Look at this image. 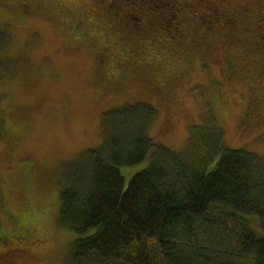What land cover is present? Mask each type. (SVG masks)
I'll return each instance as SVG.
<instances>
[{"label":"rangeland","instance_id":"374dc122","mask_svg":"<svg viewBox=\"0 0 264 264\" xmlns=\"http://www.w3.org/2000/svg\"><path fill=\"white\" fill-rule=\"evenodd\" d=\"M18 1L0 0V264H70L64 178L112 109L152 105L150 138L173 152L215 119L227 148L264 158V0H173L171 24L140 0H31L30 16ZM149 157L121 169L126 189Z\"/></svg>","mask_w":264,"mask_h":264},{"label":"trees","instance_id":"16d2710c","mask_svg":"<svg viewBox=\"0 0 264 264\" xmlns=\"http://www.w3.org/2000/svg\"><path fill=\"white\" fill-rule=\"evenodd\" d=\"M28 1L17 8L21 16L44 10ZM140 1L154 12L168 9L173 23L176 2ZM69 26L87 39L82 21ZM156 115L147 103L105 113L101 146L65 175L59 224L83 236L70 264H264V236L250 220L258 218L264 232V158L227 148L215 119L191 128L187 146L173 152L150 138ZM148 157L126 189L121 169Z\"/></svg>","mask_w":264,"mask_h":264},{"label":"flooded vegetation","instance_id":"af4514ba","mask_svg":"<svg viewBox=\"0 0 264 264\" xmlns=\"http://www.w3.org/2000/svg\"><path fill=\"white\" fill-rule=\"evenodd\" d=\"M22 3H20L19 1L16 4V7L19 8L18 6L21 5ZM36 14V13H35ZM34 13H32L31 15H35Z\"/></svg>","mask_w":264,"mask_h":264}]
</instances>
